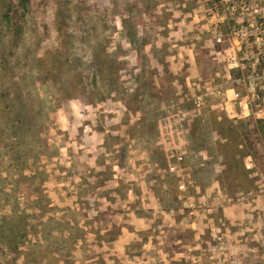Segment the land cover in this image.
<instances>
[{
    "label": "rangeland",
    "instance_id": "rangeland-1",
    "mask_svg": "<svg viewBox=\"0 0 264 264\" xmlns=\"http://www.w3.org/2000/svg\"><path fill=\"white\" fill-rule=\"evenodd\" d=\"M256 15L264 0H0V264H264V139L256 160L244 137L264 26L230 35Z\"/></svg>",
    "mask_w": 264,
    "mask_h": 264
},
{
    "label": "built area",
    "instance_id": "built-area-1",
    "mask_svg": "<svg viewBox=\"0 0 264 264\" xmlns=\"http://www.w3.org/2000/svg\"><path fill=\"white\" fill-rule=\"evenodd\" d=\"M254 7H252V10H253ZM259 10H255V13L256 14H259ZM239 26H236L234 27L233 29H231L230 31V35L235 38V37H239L241 36L240 38L243 40V41H246L248 43V40L252 38V36L254 37H259L260 35H262V29H263V26H264V17H259L256 15L255 19H251V20H248L247 23H245V21H243L242 24L238 23ZM261 31V32H260ZM224 35L222 34H219V38L217 39V42H222L223 41V37ZM259 39V38H258ZM259 55H261V53H258ZM261 59H263L262 57L259 58L257 57L256 61L249 65L250 68H252V74L249 78V82L247 84V87L249 89V92H252L254 93L253 95V98H258L260 99V94H258L259 92V89L262 88L261 86V76H260V65H261ZM229 68L230 70H241L243 71L245 69V67L243 66V63L238 61L237 57H233L232 58V64L229 65ZM233 92V97L228 101L230 102H240L243 100V97L240 96L239 92L235 91V90H232ZM228 96V95H227ZM228 98V97H227ZM262 101L264 103V97L262 98ZM194 102H195V105L197 107H200L202 106L204 103H203V98L201 96H197L195 97L194 99ZM226 103L227 105L229 103ZM241 103V102H240ZM245 107H243V114L245 117H249L251 116V103L248 101L245 100ZM242 108V107H241ZM247 110V112H246ZM256 120H262L264 119V107L260 110L259 113H257V117L255 115V113H253ZM176 167L175 166H172L171 167V170L172 171H175ZM223 248V247H222ZM206 259V258H205ZM210 259H214V257H210ZM188 260H191L192 263H197V264H216V262H208V260H206V263L204 262V258L202 255H199L197 257H187V262H189Z\"/></svg>",
    "mask_w": 264,
    "mask_h": 264
},
{
    "label": "trees",
    "instance_id": "trees-1",
    "mask_svg": "<svg viewBox=\"0 0 264 264\" xmlns=\"http://www.w3.org/2000/svg\"><path fill=\"white\" fill-rule=\"evenodd\" d=\"M18 2H19V7L23 9L25 12L28 8L30 0H18ZM5 19L7 20V22H10V18L8 14H5ZM255 123L256 124L253 125L252 127L248 126L247 131L244 133V137L250 149L249 156H251L252 158L253 157L256 158V160H258V158H261L262 160V157L259 156L257 144L262 141L261 138L264 139V119L259 120ZM260 168L264 171V163H262Z\"/></svg>",
    "mask_w": 264,
    "mask_h": 264
}]
</instances>
